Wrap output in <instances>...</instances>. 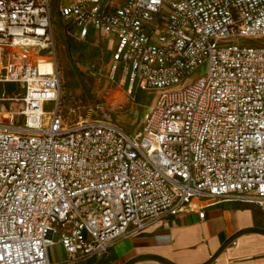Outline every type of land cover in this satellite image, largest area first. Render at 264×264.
Listing matches in <instances>:
<instances>
[{"label": "built area", "instance_id": "1", "mask_svg": "<svg viewBox=\"0 0 264 264\" xmlns=\"http://www.w3.org/2000/svg\"><path fill=\"white\" fill-rule=\"evenodd\" d=\"M57 14L69 43L114 42L126 95H158L133 133L63 116L51 0H0V86L23 91H0V264H50L56 244L78 264L166 215L264 206V0H63Z\"/></svg>", "mask_w": 264, "mask_h": 264}, {"label": "crops", "instance_id": "2", "mask_svg": "<svg viewBox=\"0 0 264 264\" xmlns=\"http://www.w3.org/2000/svg\"><path fill=\"white\" fill-rule=\"evenodd\" d=\"M203 211V219L197 211L166 215L78 264H264V206L227 201ZM48 259L67 264L59 244Z\"/></svg>", "mask_w": 264, "mask_h": 264}, {"label": "rangeland", "instance_id": "3", "mask_svg": "<svg viewBox=\"0 0 264 264\" xmlns=\"http://www.w3.org/2000/svg\"><path fill=\"white\" fill-rule=\"evenodd\" d=\"M51 0L52 24L59 68L62 76L60 101L63 116L71 118H94L117 121L129 133L137 132L147 107L153 103L158 93L140 90L132 99L125 93V85L109 80L111 52L114 42L108 37L97 35L95 39L67 42L63 27L65 23L57 14L58 3ZM240 44H255L256 41L239 40ZM206 65L198 67L190 77V82L206 73ZM179 88V87H178ZM23 94L18 85L0 86V91ZM56 240V238H55Z\"/></svg>", "mask_w": 264, "mask_h": 264}]
</instances>
